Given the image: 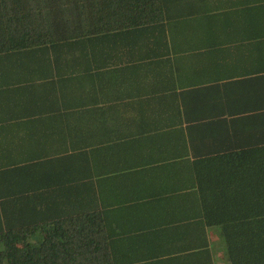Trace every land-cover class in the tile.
Masks as SVG:
<instances>
[{"label":"crops","instance_id":"crops-1","mask_svg":"<svg viewBox=\"0 0 264 264\" xmlns=\"http://www.w3.org/2000/svg\"><path fill=\"white\" fill-rule=\"evenodd\" d=\"M157 3L142 27L0 51V170L54 171L117 260L229 264L201 196L264 146V0Z\"/></svg>","mask_w":264,"mask_h":264},{"label":"trees","instance_id":"trees-1","mask_svg":"<svg viewBox=\"0 0 264 264\" xmlns=\"http://www.w3.org/2000/svg\"><path fill=\"white\" fill-rule=\"evenodd\" d=\"M159 13L157 0H0V51L101 37ZM240 149L233 175L201 196L203 220L219 227L229 264H264V146ZM59 183L37 163L0 170V264L133 263L110 253L101 211Z\"/></svg>","mask_w":264,"mask_h":264}]
</instances>
